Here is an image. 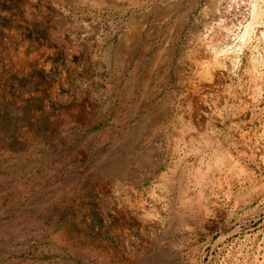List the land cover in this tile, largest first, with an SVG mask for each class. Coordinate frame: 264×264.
I'll return each mask as SVG.
<instances>
[{"label": "rangeland", "instance_id": "obj_1", "mask_svg": "<svg viewBox=\"0 0 264 264\" xmlns=\"http://www.w3.org/2000/svg\"><path fill=\"white\" fill-rule=\"evenodd\" d=\"M109 263L264 264V0H0V264Z\"/></svg>", "mask_w": 264, "mask_h": 264}, {"label": "bare ground", "instance_id": "obj_2", "mask_svg": "<svg viewBox=\"0 0 264 264\" xmlns=\"http://www.w3.org/2000/svg\"><path fill=\"white\" fill-rule=\"evenodd\" d=\"M214 1H217V0H214ZM180 2L179 1H174L168 5H166L165 7H163L162 9V17H167L169 16L171 13H173L177 7L179 6ZM214 5V4H213ZM189 19V13L185 14L178 22H180L179 26H175L176 28H173V30L176 32H174L173 34L170 35V38L168 40V42H166L167 44L165 46H163V48L160 50V52L158 53V57L155 58V64L156 65H161L162 67H165V70L162 71V75L159 76L158 80L155 82L154 80V83H153V86L150 87L149 89L146 90V92H149L147 93L148 96H151L153 95V93H156L155 91H157L158 89H161L162 85H165L166 82L168 81L169 79V74H168V71L166 68H168V64L170 63V61L172 60V57H173V51H174V43H175V40L178 38L179 36V33H180V26L183 25V23L187 22ZM142 20V19H141ZM136 21V20H132L129 24V32L127 35L124 36L122 42H123V49H124V53L128 54L130 51L129 49L136 46L138 41H139V38H140V34H141V31H142V28L144 26V23L143 21ZM157 29H151L149 30L148 32V36L147 38L149 39V41L146 42V45L145 47L148 49L150 48V46H152L154 44V40L157 36ZM140 42V41H139ZM124 57V56H123ZM124 61H122L121 63H123ZM120 63V66H122V64ZM161 67V68H162ZM155 68V67H154ZM156 76V75H155ZM153 78V77H152ZM152 81V82H153ZM161 85H159V84ZM149 87V86H148ZM234 94V93H233ZM146 95V94H145ZM146 97V96H145ZM242 97V96H241ZM170 106H171V100L170 99H167L165 100L164 102H162V105H161V109H162V113H160V115H156V116H153V117H147L145 118L142 122L143 124L140 126V136L141 137H147L148 134H150L149 132H151L154 128L157 127L158 123H160V121L162 119H165L166 117H168V112H169V109H170ZM195 109V108H194ZM137 130V129H136ZM156 131V129H155ZM139 138V137H138ZM128 146V145H127ZM193 149V148H192ZM191 149V150H192ZM152 152L150 153V155H148V157L145 158V161H143L144 163H148L149 165H152V162H153V156L151 155ZM143 159V158H141ZM126 160V159H123V161ZM144 160V159H143ZM142 160H140V163H141ZM127 163V162H126ZM120 164V163H119ZM113 165V164H112ZM111 165V166H112ZM127 165V164H126ZM145 165V164H144ZM110 166V165H109ZM221 166V165H219ZM121 167V166H120ZM108 168V167H107ZM123 168H126V167H123ZM115 169V168H114ZM118 170V169H117ZM129 170V169H128ZM121 171V170H120ZM130 171V170H129ZM117 173V172H116ZM119 174V173H117ZM136 176V175H135ZM146 177L145 174H143V178ZM142 179V178H141ZM210 184V183H209ZM250 198V197H249ZM243 200V199H242ZM30 225V224H29ZM35 227V226H34ZM19 230V229H18ZM2 232V231H1ZM18 232V231H17ZM6 236V235H5ZM60 238V237H59ZM62 241V240H61ZM103 259V258H102ZM106 262H109V258L108 257H105L104 258ZM110 264V263H109Z\"/></svg>", "mask_w": 264, "mask_h": 264}]
</instances>
